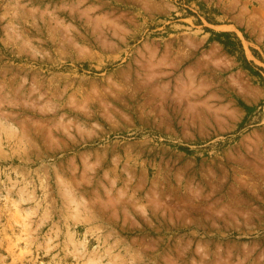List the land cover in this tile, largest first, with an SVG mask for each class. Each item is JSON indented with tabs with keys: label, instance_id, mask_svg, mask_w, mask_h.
<instances>
[{
	"label": "rangeland",
	"instance_id": "1",
	"mask_svg": "<svg viewBox=\"0 0 264 264\" xmlns=\"http://www.w3.org/2000/svg\"><path fill=\"white\" fill-rule=\"evenodd\" d=\"M0 121V264H264V0H0Z\"/></svg>",
	"mask_w": 264,
	"mask_h": 264
},
{
	"label": "bare ground",
	"instance_id": "2",
	"mask_svg": "<svg viewBox=\"0 0 264 264\" xmlns=\"http://www.w3.org/2000/svg\"><path fill=\"white\" fill-rule=\"evenodd\" d=\"M146 2V1H145ZM144 3V2H143ZM146 4V3H145ZM155 6V5H154ZM146 7V6H145ZM73 9V8H72ZM157 10V9H156ZM106 20V19H105ZM25 22V21H24ZM114 23V22H113ZM69 27V26H68ZM118 29V28H117ZM118 34V33H117ZM52 35V34H51ZM114 35V34H113ZM103 46V45H102ZM165 59H167V58H165ZM164 59V60H165ZM162 61V60H161ZM150 62V61H149ZM159 63V62H158ZM153 64V63H152ZM151 64V65H152ZM157 63H155V65H156ZM169 64V63H168ZM162 65V64H161ZM166 65V64H165ZM155 69V68H154ZM152 75V74H151ZM154 76L156 75V74H153ZM149 76V75H148ZM161 76V75H160ZM194 76V75H193ZM192 76V77H193ZM36 77V76H35ZM129 78V77H128ZM146 78V77H145ZM146 79H148V78H146ZM25 80V79H24ZM128 80V79H127ZM144 82H145V80H144ZM143 82V83H144ZM146 83V82H145ZM142 85V84H141ZM147 85H149V84H147ZM164 85V84H163ZM162 85V86H163ZM19 86V85H18ZM137 86H139V84L137 85ZM157 86V85H156ZM151 87V86H150ZM33 88V87H32ZM135 88V87H134ZM137 89V88H136ZM133 90V89H132ZM150 90V89H149ZM161 90V89H160ZM34 91V90H33ZM37 91V90H36ZM162 91V90H161ZM125 92V91H124ZM63 93V92H62ZM111 93V92H110ZM155 93V92H154ZM158 93V92H157ZM156 93V94H157ZM167 94V93H166ZM183 94V93H182ZM43 95V94H42ZM70 95V94H69ZM110 95V94H109ZM158 95V94H157ZM29 96V95H28ZM60 96V95H59ZM115 96V95H114ZM132 96V95H131ZM159 96H161V95H159ZM164 96V95H163ZM43 97V96H42ZM164 98V97H163ZM38 99V98H37ZM42 99V98H41ZM4 100V99H3ZM40 100V99H39ZM122 100V99H121ZM11 103V102H10ZM48 104V103H47ZM102 106V105H101ZM48 107V106H47ZM50 108V107H49ZM48 109V108H47ZM75 109V108H74ZM37 110H38V108H37ZM43 111V110H42ZM55 112V111H54ZM108 112V111H107ZM18 114V113H17ZM142 114V113H141ZM11 115V114H10ZM107 115V114H106ZM3 116V115H2ZM61 117V116H60ZM112 119V118H111ZM201 119V118H200ZM33 121V120H32ZM116 121V120H115ZM6 123V122H5ZM55 123H56V121H55ZM58 123V122H57ZM56 123V124H57ZM40 124V123H39ZM44 124V123H43ZM56 124H54V125H56ZM53 125V124H52ZM62 125V124H61ZM53 127V126H52ZM0 128H2V130H3V132L5 133V134H8L10 137H12V136H16L17 135V131H16V128L14 127V125H9V124H7V125H5V124H2V122L0 121ZM64 128V127H63ZM65 129H66V127H65ZM26 131V130H25ZM46 131V130H45ZM57 131V130H56ZM63 131V130H62ZM21 132V131H20ZM23 132V131H22ZM52 132V131H51ZM48 133V132H47ZM63 133V132H62ZM23 135H24V133H23ZM26 135V134H25ZM24 135V136H25ZM28 135V134H27ZM47 135H49V134H47ZM52 134H50V136H51ZM69 135V134H68ZM23 136V137H24ZM82 136V135H81ZM21 137H22V135H21ZM9 138V137H8ZM17 138V137H16ZM20 140H19V145H20V147L22 146V145H24L25 144V142L26 143H28V142H30L29 140H27V138H26V140L27 141H23V140H21L22 138H20V136L18 137ZM17 138V139H18ZM24 139H25V137H24ZM30 139H31V137H30ZM34 139V138H33ZM56 139V138H55ZM51 140V139H50ZM34 142V141H33ZM45 143V142H44ZM29 144V143H28ZM49 144V143H48ZM64 144V143H63ZM30 145V144H29ZM32 145H34V144H32ZM54 145V144H53ZM50 147H51V145H50ZM19 148V147H18ZM30 148V147H29ZM35 148V147H34ZM37 148V147H36ZM39 148V147H38ZM24 150H25V148H24ZM27 150V149H26ZM25 153H26V151H25ZM264 153V152H263ZM28 156V155H27ZM26 156V157H27ZM259 156H260V154H259ZM83 157V156H82ZM84 161V160H83ZM18 167V166H17ZM88 167V166H87ZM76 170V169H75ZM254 170H256V169H254ZM84 172V171H83ZM128 172V171H127ZM207 172H209V171H207ZM211 173V172H210ZM212 174H214V172L212 173ZM47 175V174H46ZM128 175V174H127ZM134 175V174H133ZM223 175V174H222ZM256 175V174H255ZM261 175V174H260ZM251 176V175H250ZM253 176V175H252ZM116 177V176H115ZM258 177V176H257ZM10 179V178H9ZM243 179V177L241 178V179H239L240 181ZM248 179H249V177H248ZM264 179V178H263ZM128 180V179H127ZM131 180V179H130ZM255 180V179H254ZM11 181V180H10ZM62 181H64V180H62ZM87 181V180H86ZM242 181H244V179L242 180ZM241 181V182H242ZM246 181V180H245ZM245 181L243 182L244 183V185H245ZM248 181V180H247ZM252 181V180H251ZM256 181V180H255ZM178 182V181H177ZM250 181H248V183H249ZM257 182V181H256ZM262 182V181H261ZM17 183V182H16ZM63 184H64V182H62ZM247 183V182H246ZM15 184V183H14ZM77 184V183H76ZM112 184V183H111ZM142 184V183H141ZM239 184H241V183H239ZM249 185H250V183H249ZM252 185H254L253 183H252ZM26 186L27 185H25L24 186V189H26ZM222 186V185H221ZM220 186V187H221ZM257 186V185H256ZM162 187V186H161ZM249 187V186H248ZM62 188H63V193L65 194V197L69 200V202H71V203H73V209L77 212V213H79V212H81L79 209V207L82 205L80 202H78V200H76L75 198H74V195L72 196L71 195V191H70V187L68 188V187H66V184H64L63 186H62ZM78 188V187H77ZM138 188V187H137ZM239 188V187H238ZM21 189H23V188H21ZM23 189V190H24ZM136 189V188H135ZM151 189V188H150ZM190 189V188H189ZM250 189V188H249ZM20 190V189H19ZM44 190V189H43ZM72 190V189H71ZM151 190H153V189H151ZM248 190V189H247ZM34 191V190H33ZM32 191V192H33ZM28 192V190L26 191V193ZM214 192V191H213ZM251 192H253V190L251 191ZM21 193H22V190H21ZM20 193V194H21ZM23 194H24V191H23ZM200 194V193H199ZM22 195V194H21ZM192 195H194V194H192ZM29 196V195H28ZM107 196V195H106ZM198 196V195H197ZM201 196V195H200ZM207 196V195H206ZM83 197V196H82ZM199 197V196H198ZM21 198V197H20ZM157 198V197H156ZM238 198V197H237ZM22 199V198H21ZM24 199H22V201H23ZM30 200V199H29ZM83 200V199H82ZM100 200V199H99ZM117 200V199H116ZM132 200V199H131ZM149 201V200H148ZM242 201V200H241ZM156 202V201H155ZM231 202V201H230ZM236 202V201H235ZM165 203V202H164ZM211 203V202H210ZM234 203V202H233ZM247 204V203H246ZM84 205H85V203H84ZM84 205H82V206H84ZM209 205V204H208ZM212 205H214V204H212ZM228 205V204H227ZM232 205V204H231ZM39 206V205H38ZM91 207V206H90ZM101 207V206H100ZM105 207V206H104ZM207 207V206H206ZM226 207H228V206H226ZM37 208V207H36ZM84 208H86V207H84ZM114 208V207H113ZM140 208V207H139ZM154 208V207H153ZM213 208H215V207H213ZM218 208V207H217ZM87 209V208H86ZM209 209V208H208ZM221 209H222V207H221ZM223 209H225V207L223 208ZM227 209V208H226ZM82 210V209H81ZM215 210V209H214ZM230 210H231V208H230ZM234 210H236V209H234ZM243 210V209H242ZM83 211V210H82ZM86 211V210H85ZM90 211V210H89ZM117 211V210H116ZM217 211V209L214 211V212H216ZM221 211V210H220ZM226 211H228V210H226ZM239 211V210H238ZM237 211V212H238ZM76 212H75V214H76ZM87 212V211H86ZM211 212H213V211H211ZM222 212V211H221ZM28 213V212H27ZM27 213H26V216H28L27 215ZM82 213V212H81ZM141 213H142V211H141ZM176 213V212H175ZM218 213V212H217ZM240 213H241V210H240ZM239 213V214H240ZM30 214V213H29ZM75 214H73V215H75ZM216 214V213H215ZM232 214H234V212L232 213ZM249 214V213H248ZM253 214V213H252ZM79 215H80V213H79ZM124 215V214H123ZM229 215V214H228ZM247 215V214H246ZM76 216V215H75ZM221 216V215H220ZM235 216V215H234ZM79 217H81V216H79ZM84 217H86V216H84ZM84 217H82V218H84ZM118 217V216H117ZM217 217V216H216ZM222 217H224V216H222ZM248 217V216H247ZM86 218H88V217H86ZM114 218H115V216H114ZM199 218V217H198ZM218 218V217H217ZM148 219V218H147ZM179 219V218H178ZM183 220V219H182ZM226 219L224 218V221H225ZM88 221V220H87ZM125 221V220H124ZM215 221V220H214ZM213 221V222H214ZM229 223V222H228ZM28 224H29V222H28ZM28 224H26L25 223V225L23 226V227H25L24 229H26V226L28 225ZM137 224V223H136ZM216 225V224H215ZM214 226V225H213ZM101 228V227H100ZM31 232V231H30ZM193 232V231H192ZM26 233H28V232H25L24 234V236L26 237V241H27V237H29V235L28 234H26ZM211 234V233H210ZM222 234V233H221ZM28 235V236H27ZM106 235V234H105ZM108 235V234H107ZM69 238V237H68ZM105 239V238H104ZM70 242H73V241H71L70 240ZM24 245V247H26L27 245H26V243H25V238H24V240H23V237L22 238H20L19 240H18V243L15 245L16 247L15 248H21L20 247V245ZM79 244V243H78ZM84 244V243H83ZM82 243H80L79 245V247H77L76 248V250H81V249H85V246L83 245ZM73 245V244H72ZM74 245H75V243H74ZM155 248V247H154ZM202 249V248H201ZM110 251V250H109ZM119 251V250H118ZM21 252H22V248L19 250V253L21 254ZM25 252V251H24ZM85 254V253H84ZM204 254V253H203ZM219 254V253H218ZM246 254V253H245ZM92 255V254H91ZM95 255V254H94ZM182 255V254H181ZM199 255V254H198ZM201 255V254H200ZM199 255V256H200ZM220 255V254H219ZM216 256V255H215ZM83 257V256H82ZM89 257V256H88ZM94 257V256H93ZM208 257V256H207ZM219 257V256H218ZM229 257V256H228ZM249 257V256H248ZM120 258V257H119ZM202 258V257H201ZM205 258V257H204ZM214 258V257H213ZM216 258V257H215ZM214 258V259H215ZM258 258V257H257ZM97 259H98V257H97ZM136 259V258H135ZM203 259V258H202ZM207 259V258H206ZM225 259H227L228 260V258H225ZM96 261V260H94V258L93 259H87V261ZM98 260H100V259H98ZM192 260V259H191ZM217 260V259H216ZM224 260V259H223ZM222 260V261H223ZM91 261V262H92ZM134 261V260H133ZM166 261V260H165ZM240 261V260H239ZM168 262V261H167ZM229 262V261H228ZM227 262V263H228ZM258 262V261H257ZM96 263V262H95ZM193 263V262H192ZM191 263V264H192ZM226 263V262H225ZM118 264V263H117ZM174 264V263H173ZM200 264V263H199ZM204 264V263H203ZM209 264V263H208ZM220 264V263H219ZM224 264V263H223ZM230 264V263H229Z\"/></svg>",
	"mask_w": 264,
	"mask_h": 264
}]
</instances>
